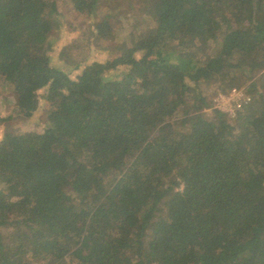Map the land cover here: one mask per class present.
<instances>
[{
	"label": "trees",
	"instance_id": "trees-1",
	"mask_svg": "<svg viewBox=\"0 0 264 264\" xmlns=\"http://www.w3.org/2000/svg\"><path fill=\"white\" fill-rule=\"evenodd\" d=\"M65 1L0 0V264H264V0Z\"/></svg>",
	"mask_w": 264,
	"mask_h": 264
},
{
	"label": "rangeland",
	"instance_id": "rangeland-1",
	"mask_svg": "<svg viewBox=\"0 0 264 264\" xmlns=\"http://www.w3.org/2000/svg\"><path fill=\"white\" fill-rule=\"evenodd\" d=\"M102 4L104 5V8L106 9H117V7H120L122 5H125V0H101ZM151 0H139V2L142 3H150ZM61 4H62V9L65 10L66 13H68L69 15H71V17H75L72 15V11L70 12L67 8V4L65 0H60ZM138 3L136 4L137 9L140 8L141 4ZM135 5L130 8H127L128 10V14L130 13H134L135 12ZM76 19V18H75ZM80 24L79 20L77 25L74 27L76 28L78 25ZM77 29V28H76ZM76 29H72L69 28V25L64 24L63 26V31H62V37L59 39L58 44L62 45L63 43H67L71 40H73L74 38L79 36V32ZM126 33V30L123 31L121 29H117V39H124L122 38V36ZM115 39V37H114ZM0 89H3V93L0 94V113H3L5 116L12 114H16L14 112V108H15V103L16 101L14 93L6 90L3 87H0ZM207 91L214 97L217 93L214 94L215 87L211 86L209 88H207ZM39 116H35V118L33 119H29V120H23L21 118L15 117V120L10 121V125L20 131V132H28V131H42L43 130V124L46 120L45 115L39 117Z\"/></svg>",
	"mask_w": 264,
	"mask_h": 264
},
{
	"label": "built area",
	"instance_id": "built-area-1",
	"mask_svg": "<svg viewBox=\"0 0 264 264\" xmlns=\"http://www.w3.org/2000/svg\"><path fill=\"white\" fill-rule=\"evenodd\" d=\"M252 101V97L246 92L245 87H233L227 92L220 91L212 99V106L205 109L208 112L218 110L229 117H236L239 112Z\"/></svg>",
	"mask_w": 264,
	"mask_h": 264
}]
</instances>
